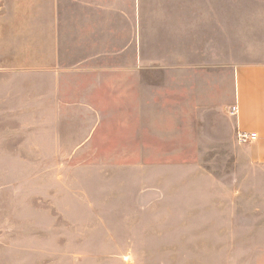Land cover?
<instances>
[{
	"label": "rangeland",
	"instance_id": "1",
	"mask_svg": "<svg viewBox=\"0 0 264 264\" xmlns=\"http://www.w3.org/2000/svg\"><path fill=\"white\" fill-rule=\"evenodd\" d=\"M178 63L162 86L201 82ZM82 119L60 117L61 133L53 117L0 119V264H264V164L241 165L221 120L179 124L155 158L136 123L91 141Z\"/></svg>",
	"mask_w": 264,
	"mask_h": 264
},
{
	"label": "crops",
	"instance_id": "2",
	"mask_svg": "<svg viewBox=\"0 0 264 264\" xmlns=\"http://www.w3.org/2000/svg\"><path fill=\"white\" fill-rule=\"evenodd\" d=\"M175 62L201 82L162 86L159 68ZM31 115L56 118L58 133L60 117L81 115L91 141L136 123L155 158L163 140H179V124L221 120L237 142L239 132L257 136L238 145L241 165L264 164V0H0V119Z\"/></svg>",
	"mask_w": 264,
	"mask_h": 264
},
{
	"label": "built area",
	"instance_id": "3",
	"mask_svg": "<svg viewBox=\"0 0 264 264\" xmlns=\"http://www.w3.org/2000/svg\"><path fill=\"white\" fill-rule=\"evenodd\" d=\"M237 112H238V107H236V105L231 106L230 114L235 115V114H237ZM256 137L257 136L255 133H246V132L241 133V132H239L237 134L236 138L240 144H244V143L254 141L256 139Z\"/></svg>",
	"mask_w": 264,
	"mask_h": 264
}]
</instances>
